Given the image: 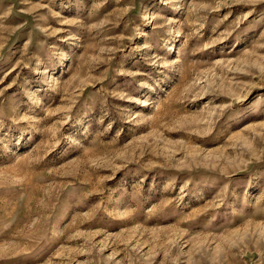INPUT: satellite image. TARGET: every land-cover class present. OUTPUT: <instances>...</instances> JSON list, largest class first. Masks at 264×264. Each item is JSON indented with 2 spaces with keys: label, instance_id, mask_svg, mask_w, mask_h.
Here are the masks:
<instances>
[{
  "label": "rangeland",
  "instance_id": "rangeland-1",
  "mask_svg": "<svg viewBox=\"0 0 264 264\" xmlns=\"http://www.w3.org/2000/svg\"><path fill=\"white\" fill-rule=\"evenodd\" d=\"M0 264H264V0H0Z\"/></svg>",
  "mask_w": 264,
  "mask_h": 264
}]
</instances>
